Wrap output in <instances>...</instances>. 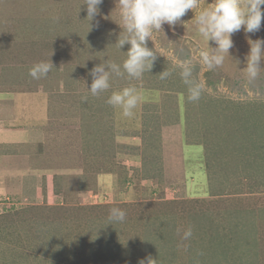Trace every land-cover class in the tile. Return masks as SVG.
Masks as SVG:
<instances>
[{
    "label": "rangeland",
    "instance_id": "rangeland-1",
    "mask_svg": "<svg viewBox=\"0 0 264 264\" xmlns=\"http://www.w3.org/2000/svg\"><path fill=\"white\" fill-rule=\"evenodd\" d=\"M83 2L0 0V164L15 171L0 191L1 213L15 211L0 221V264H264V61L252 84L244 70L264 20L234 33L230 57L209 71L195 15L212 0H199L153 32L149 73L92 96L89 71L122 62L128 46L113 45L123 34L115 0L90 29ZM177 58L204 85L199 101L187 100L178 70L159 78ZM49 59L46 77L28 75ZM128 86L141 95L130 119L106 102ZM112 207L126 218L105 226Z\"/></svg>",
    "mask_w": 264,
    "mask_h": 264
},
{
    "label": "clouds",
    "instance_id": "clouds-1",
    "mask_svg": "<svg viewBox=\"0 0 264 264\" xmlns=\"http://www.w3.org/2000/svg\"><path fill=\"white\" fill-rule=\"evenodd\" d=\"M103 0H84L81 7L86 9V17L90 22L96 16L101 15L99 5ZM210 7L201 9L195 15L196 33L207 44L206 50L199 51V62L209 71L224 63L225 54L230 57L229 50L233 48L231 36L243 29L245 33H255L260 30L264 20V0H212ZM118 5L120 25L123 29L116 38L115 45L119 51L127 45V51L122 62L105 61L98 63L89 71L91 84L85 87L92 96H99L107 92L111 87L113 78H125L139 80L145 72H150L157 59V53L148 47L152 41L154 31H162L163 25L174 26L182 22L188 11H193L199 5V0H115ZM81 7L79 11L81 10ZM98 24V21H97ZM164 33V32H163ZM212 42L215 46H211ZM249 51L245 58L244 70L249 84L255 82L261 71V62L264 61V40H248ZM55 68L49 61L35 63L28 75L39 80L46 77ZM178 70V75L187 89L189 102L199 101L204 91V85L194 78V66L191 60L177 58L172 70H163L159 73L161 80H166L173 71ZM87 99V97H84ZM107 104L119 109L125 118H133L135 109L141 102V95L135 87H123L113 91L107 98ZM5 197L6 205L9 204ZM5 205V206H6ZM0 212H3L1 209ZM126 212L120 207L109 209L108 223L124 222ZM193 235L191 226L187 227L181 236L182 241H188ZM139 264H156L151 256L146 260H140Z\"/></svg>",
    "mask_w": 264,
    "mask_h": 264
},
{
    "label": "crops",
    "instance_id": "crops-1",
    "mask_svg": "<svg viewBox=\"0 0 264 264\" xmlns=\"http://www.w3.org/2000/svg\"><path fill=\"white\" fill-rule=\"evenodd\" d=\"M5 107V106H3ZM6 107H10L11 109V103L10 104H7ZM8 109V108H6ZM11 132L10 133H14L12 132V129L10 130ZM3 139H8V137H6L4 134H1L0 133V142L3 140ZM5 148V147H4ZM3 148V149H4ZM3 155L1 154L0 152V159H2ZM2 165L0 164V191H5L6 188H8V183H6L7 181V177H9V175L11 173H14L15 171L14 170H11V169H8L6 167H1ZM52 169V168H51ZM20 171H18L17 169V172L15 173L16 174H19ZM12 175V174H11ZM10 181H13V180H10ZM21 179H18L17 182L20 183ZM6 185V186H4Z\"/></svg>",
    "mask_w": 264,
    "mask_h": 264
},
{
    "label": "trees",
    "instance_id": "trees-1",
    "mask_svg": "<svg viewBox=\"0 0 264 264\" xmlns=\"http://www.w3.org/2000/svg\"><path fill=\"white\" fill-rule=\"evenodd\" d=\"M60 208H62V207H60ZM63 209V208H62ZM14 212L15 211H13V212H6V213H1L0 214V221L1 222H3V221H7L8 219H10L11 217H13L14 216ZM18 214V213H17Z\"/></svg>",
    "mask_w": 264,
    "mask_h": 264
}]
</instances>
